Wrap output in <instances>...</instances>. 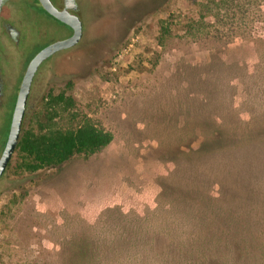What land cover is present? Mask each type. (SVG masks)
<instances>
[{"label":"rangeland","instance_id":"obj_1","mask_svg":"<svg viewBox=\"0 0 264 264\" xmlns=\"http://www.w3.org/2000/svg\"><path fill=\"white\" fill-rule=\"evenodd\" d=\"M232 1L76 0L82 38L42 66L22 132L64 91L49 126L113 141L31 174L13 154L0 264H264V0Z\"/></svg>","mask_w":264,"mask_h":264},{"label":"flooded vegetation","instance_id":"obj_2","mask_svg":"<svg viewBox=\"0 0 264 264\" xmlns=\"http://www.w3.org/2000/svg\"><path fill=\"white\" fill-rule=\"evenodd\" d=\"M50 1L57 10H66L76 16L83 28L76 0ZM54 22L67 30L66 37L54 38ZM71 34L72 30L49 15L38 0H0V157L7 142L12 116L29 63L41 50L70 37ZM52 56L39 65L33 76L23 123L32 109L33 89L37 87L38 74Z\"/></svg>","mask_w":264,"mask_h":264},{"label":"trees","instance_id":"obj_3","mask_svg":"<svg viewBox=\"0 0 264 264\" xmlns=\"http://www.w3.org/2000/svg\"><path fill=\"white\" fill-rule=\"evenodd\" d=\"M208 13L212 12L210 4L217 10L229 12L238 8L232 0H207ZM228 10V11H227ZM216 22L222 23L225 16L213 13ZM230 19H232L230 17ZM45 126L39 123L37 132L26 130L21 133L15 152L18 155L17 169L25 173H35L43 169L57 168L69 162L75 156H91L96 154L113 141V135L90 121H85L76 129L52 128L62 112L74 106V100L62 91L57 95L48 94L45 104Z\"/></svg>","mask_w":264,"mask_h":264},{"label":"water","instance_id":"obj_4","mask_svg":"<svg viewBox=\"0 0 264 264\" xmlns=\"http://www.w3.org/2000/svg\"><path fill=\"white\" fill-rule=\"evenodd\" d=\"M41 7L54 19L68 26L72 30L70 37L54 42L41 50L29 63L25 76L22 81L21 89L18 95L7 142L0 157V177L7 168L19 141L22 132L23 116L30 84L39 65L50 56L59 51L70 49L76 46L82 38L83 28L80 20L67 12L57 10L50 0H38Z\"/></svg>","mask_w":264,"mask_h":264}]
</instances>
